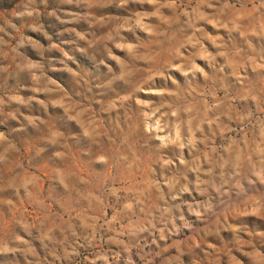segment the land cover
<instances>
[{"label":"rangeland","instance_id":"374dc122","mask_svg":"<svg viewBox=\"0 0 264 264\" xmlns=\"http://www.w3.org/2000/svg\"><path fill=\"white\" fill-rule=\"evenodd\" d=\"M0 264H264V0H0Z\"/></svg>","mask_w":264,"mask_h":264}]
</instances>
